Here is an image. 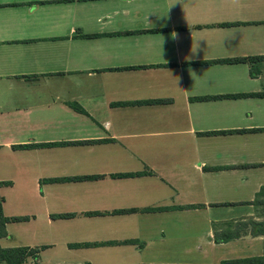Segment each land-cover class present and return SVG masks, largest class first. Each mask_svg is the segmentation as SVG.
Listing matches in <instances>:
<instances>
[{
	"label": "crops",
	"instance_id": "1",
	"mask_svg": "<svg viewBox=\"0 0 264 264\" xmlns=\"http://www.w3.org/2000/svg\"><path fill=\"white\" fill-rule=\"evenodd\" d=\"M263 23L264 0H0V195L5 217H27L0 246L39 249L23 264L48 250L45 264H164L195 235L180 252L202 260L167 264L263 256L264 236L238 225L264 221V60L255 77L248 63L185 65L264 56ZM230 95L247 96L197 99ZM83 176L98 178L47 182Z\"/></svg>",
	"mask_w": 264,
	"mask_h": 264
},
{
	"label": "trees",
	"instance_id": "2",
	"mask_svg": "<svg viewBox=\"0 0 264 264\" xmlns=\"http://www.w3.org/2000/svg\"><path fill=\"white\" fill-rule=\"evenodd\" d=\"M242 23H231L226 24L227 26L230 25H239ZM264 24V23H263ZM139 32V31H136ZM136 32H129L136 33ZM261 60H264V56L258 57H246V58H237V59H222V60H211V61H203V62H191L185 63V65H196V64H213V63H248L250 65V76L255 77L258 74V71L255 67V64ZM247 95H230V96H218V97H200L197 98L198 100H209L214 98H240L245 97ZM256 96H264V93L256 94ZM161 101H148V102H140V103H159ZM264 130V129H260ZM220 134H224L226 132H219ZM67 145L68 143H55V144H48L47 146H60V145ZM37 146V145H35ZM33 146V147H35ZM27 147V146H25ZM21 148V147H20ZM119 177H126L127 175H118ZM97 176H83V177H70V178H56V179H48L47 182L50 183H61V182H72V181H83V180H91L96 179ZM9 185L8 182H1L0 181V188L2 186ZM3 198L0 195V239L6 237L5 225L8 222H23L27 220V217H13L7 218L3 215L2 209ZM254 204L260 205L264 209V187L260 189L257 194V198L254 200ZM134 212V210H119L112 212L113 214H128ZM88 214H99V213H88ZM72 215L64 214V215H55L54 218H70ZM250 228V234L252 236H264V221L257 222V221H249L248 223H240L238 225L239 229L243 228ZM237 232V231H236ZM236 232L231 231H224L221 233H216L214 237V241L216 243H225L228 242L236 237L239 234ZM117 242H105V243H94V244H74L69 245L71 248L76 247H89V246H104V245H112L116 244ZM121 244H133L134 241H123L120 242ZM39 249L29 248V247H16V248H2L0 246V263L5 264H23L27 259H36L38 257ZM222 264H264V255L260 257H251V258H242V259H235L230 261H224Z\"/></svg>",
	"mask_w": 264,
	"mask_h": 264
},
{
	"label": "rangeland",
	"instance_id": "3",
	"mask_svg": "<svg viewBox=\"0 0 264 264\" xmlns=\"http://www.w3.org/2000/svg\"><path fill=\"white\" fill-rule=\"evenodd\" d=\"M6 137L5 135H0V140H2V138ZM16 192L13 193L12 190H8V189H5L3 190V194L4 196L6 197L7 200H14L16 198V195L17 193H19L20 195H23V197L25 198L26 197V202L24 200V204H21V207L23 209V211H31L29 208L34 205H36L34 203V196L33 194L30 192V193H27V189L24 191V189H17L15 190ZM12 200V201H13ZM191 227V226H190ZM195 229L196 230H201V229H204L202 227V225L200 224H195ZM52 239V238H51ZM50 238H46V239H43L41 240L43 243H48L50 242L51 240ZM53 240V239H52ZM200 243H198L197 241V236L195 235H192L191 237H184L183 239L182 238H174V241L172 243H169L165 248H164V251L165 252H161L159 253L157 256V261L160 260H163L165 263L164 264H167L168 262H172L173 260H180L182 261L183 259H185L187 257V260L189 262H197V261H201L202 260V254L197 252V251H191L189 252L188 254H185V255H181L182 253L180 252V249L183 248V247H195L197 248L198 245ZM2 245L5 246L6 245V242L3 241L2 242ZM59 248V247H58ZM58 248L57 251H58ZM173 249H175V252H173ZM233 252L234 254H237L240 255V254H244V253H239L238 251H236L235 249H233ZM58 254L60 253L59 251L57 252ZM56 253V254H57ZM246 254V253H245ZM55 255V253L51 252V250L49 251H46L42 254V257H41V264H45V261L50 259V258H53V256Z\"/></svg>",
	"mask_w": 264,
	"mask_h": 264
}]
</instances>
